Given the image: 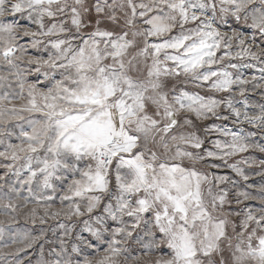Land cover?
Wrapping results in <instances>:
<instances>
[{
  "label": "snow or ice",
  "instance_id": "6c2138e0",
  "mask_svg": "<svg viewBox=\"0 0 264 264\" xmlns=\"http://www.w3.org/2000/svg\"><path fill=\"white\" fill-rule=\"evenodd\" d=\"M262 157L264 0H0V264H264Z\"/></svg>",
  "mask_w": 264,
  "mask_h": 264
},
{
  "label": "rangeland",
  "instance_id": "374dc122",
  "mask_svg": "<svg viewBox=\"0 0 264 264\" xmlns=\"http://www.w3.org/2000/svg\"><path fill=\"white\" fill-rule=\"evenodd\" d=\"M262 158H264V157H262ZM258 179V178H257ZM22 223H23V221H22ZM87 235V234H86ZM29 254H30V256L32 257V259H33V264H35V261L37 260V259H39V254H38V252H35V251H33V250H29Z\"/></svg>",
  "mask_w": 264,
  "mask_h": 264
}]
</instances>
